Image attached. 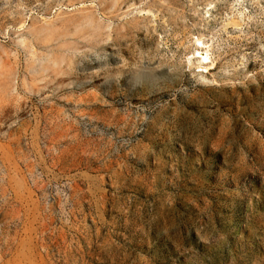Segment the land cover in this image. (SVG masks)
I'll list each match as a JSON object with an SVG mask.
<instances>
[{
    "label": "rangeland",
    "instance_id": "1",
    "mask_svg": "<svg viewBox=\"0 0 264 264\" xmlns=\"http://www.w3.org/2000/svg\"><path fill=\"white\" fill-rule=\"evenodd\" d=\"M0 264H264V0H0Z\"/></svg>",
    "mask_w": 264,
    "mask_h": 264
},
{
    "label": "bare ground",
    "instance_id": "2",
    "mask_svg": "<svg viewBox=\"0 0 264 264\" xmlns=\"http://www.w3.org/2000/svg\"><path fill=\"white\" fill-rule=\"evenodd\" d=\"M202 47V44H201V42H197V48H201ZM197 54L201 57L202 55H203V52H201V51H197Z\"/></svg>",
    "mask_w": 264,
    "mask_h": 264
}]
</instances>
